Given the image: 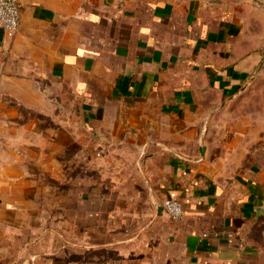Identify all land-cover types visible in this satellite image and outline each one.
Instances as JSON below:
<instances>
[{"label": "crops", "instance_id": "0c3cea01", "mask_svg": "<svg viewBox=\"0 0 264 264\" xmlns=\"http://www.w3.org/2000/svg\"><path fill=\"white\" fill-rule=\"evenodd\" d=\"M240 3L141 0L117 4L122 12L113 18V0H22L18 32L0 34V54L41 55L54 76H69L74 96L91 98L90 119L95 105L114 97L139 117L125 118L123 146L110 154L125 161L112 164L105 179L94 173L73 183L71 206L38 210L32 200L13 199L0 207V264H264L253 236L262 185L208 173L191 131L207 124L210 106L193 102L196 87L182 81L198 68L205 85L213 78L216 88L234 86L261 62L264 21L242 28ZM84 21L88 38L78 26ZM120 30L130 33L121 39ZM84 42L90 48H80ZM200 43L219 53L194 58ZM192 109L201 112L191 117ZM169 196L183 202L180 219L162 207Z\"/></svg>", "mask_w": 264, "mask_h": 264}, {"label": "rangeland", "instance_id": "374dc122", "mask_svg": "<svg viewBox=\"0 0 264 264\" xmlns=\"http://www.w3.org/2000/svg\"><path fill=\"white\" fill-rule=\"evenodd\" d=\"M140 2L113 0V18L122 12L117 4L122 3L126 8ZM240 2L241 19L245 15L247 18L242 28L259 29L264 21V0ZM87 13L85 9L82 16L87 18ZM78 26L88 38L90 23L84 21ZM121 31V39L123 33L126 36L130 33ZM81 47L84 50L89 46L84 42ZM77 48L65 46L68 52ZM217 49L200 43L193 50L194 58L211 59L219 53ZM240 50L245 54L243 40ZM259 50L261 62L234 86L216 88L213 78L205 85V79L195 72L198 68L193 69L192 77L182 81L189 85L187 89L196 87L193 102L210 106L205 116L207 124L195 126L191 131L197 143L196 153L203 152L208 173H219L222 181L247 183L251 180L262 185L256 193L261 212L254 218L253 236L264 251V45ZM116 54L122 57L115 51V58H119ZM20 56L0 54V207L7 208L5 204L13 199L32 200L38 210L44 207L55 210L63 201L71 206L73 183L88 179L94 173L97 180L105 179L112 164L125 161L122 156L110 157V154H119L123 146L124 128L129 127L124 126L125 118H138L139 111L136 107L125 109L121 105L123 99L114 97L100 109L95 105L96 119H90L87 107L94 105L93 101L88 96H74L68 75L64 80L54 76L50 68L44 67L41 55L23 53ZM87 68L84 66L82 70L87 72ZM187 70L181 68L185 74ZM200 112L192 109L191 117ZM160 117L164 123V115ZM181 128L189 129L178 122L177 129Z\"/></svg>", "mask_w": 264, "mask_h": 264}, {"label": "built area", "instance_id": "2783aa9c", "mask_svg": "<svg viewBox=\"0 0 264 264\" xmlns=\"http://www.w3.org/2000/svg\"><path fill=\"white\" fill-rule=\"evenodd\" d=\"M22 0H0V34L12 38L18 32L21 21ZM162 207L171 219H180L184 214V205L178 196H169Z\"/></svg>", "mask_w": 264, "mask_h": 264}]
</instances>
